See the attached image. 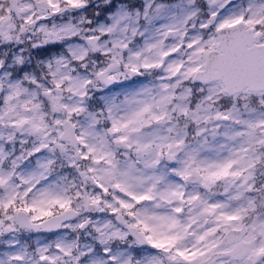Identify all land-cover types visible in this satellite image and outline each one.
Wrapping results in <instances>:
<instances>
[{"label":"snow or ice","instance_id":"1","mask_svg":"<svg viewBox=\"0 0 264 264\" xmlns=\"http://www.w3.org/2000/svg\"><path fill=\"white\" fill-rule=\"evenodd\" d=\"M0 264H264V0H0Z\"/></svg>","mask_w":264,"mask_h":264},{"label":"clouds","instance_id":"2","mask_svg":"<svg viewBox=\"0 0 264 264\" xmlns=\"http://www.w3.org/2000/svg\"><path fill=\"white\" fill-rule=\"evenodd\" d=\"M94 3H95V0H94Z\"/></svg>","mask_w":264,"mask_h":264}]
</instances>
